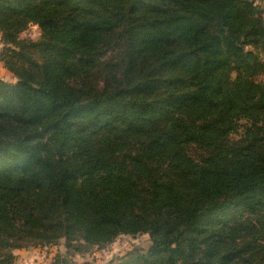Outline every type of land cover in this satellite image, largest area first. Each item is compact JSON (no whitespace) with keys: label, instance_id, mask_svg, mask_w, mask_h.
Listing matches in <instances>:
<instances>
[{"label":"trees","instance_id":"16d2710c","mask_svg":"<svg viewBox=\"0 0 264 264\" xmlns=\"http://www.w3.org/2000/svg\"><path fill=\"white\" fill-rule=\"evenodd\" d=\"M0 33V264H264V0H0Z\"/></svg>","mask_w":264,"mask_h":264},{"label":"rangeland","instance_id":"374dc122","mask_svg":"<svg viewBox=\"0 0 264 264\" xmlns=\"http://www.w3.org/2000/svg\"><path fill=\"white\" fill-rule=\"evenodd\" d=\"M21 36L23 38L38 39L40 29L36 25H31L30 28L24 31ZM2 41V39H1ZM3 48V41H2ZM1 48V50H2ZM264 79V76L262 77ZM6 80L14 81V76ZM64 239L58 244L45 246H28L22 249L14 250V264H50L52 258L61 252H66ZM151 244L150 237L147 234L138 235H120L112 243L103 248L93 247L89 252L84 254H74L71 259L73 264H114L120 263L122 258L133 248L147 249Z\"/></svg>","mask_w":264,"mask_h":264},{"label":"crops","instance_id":"0c3cea01","mask_svg":"<svg viewBox=\"0 0 264 264\" xmlns=\"http://www.w3.org/2000/svg\"><path fill=\"white\" fill-rule=\"evenodd\" d=\"M2 48L1 33H0V52ZM13 74L4 66L3 62L0 59V78H12Z\"/></svg>","mask_w":264,"mask_h":264}]
</instances>
